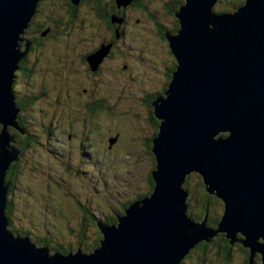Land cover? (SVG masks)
Segmentation results:
<instances>
[{
  "label": "water",
  "instance_id": "water-1",
  "mask_svg": "<svg viewBox=\"0 0 264 264\" xmlns=\"http://www.w3.org/2000/svg\"><path fill=\"white\" fill-rule=\"evenodd\" d=\"M134 1L115 3L125 8ZM218 1L183 0L174 14L177 32L165 33L176 66L151 105L159 122L151 141L152 192L129 203L115 224L96 223L97 249L63 255L7 230L2 177L18 152L8 150V127L23 135L12 84L23 56L18 43L39 0H0V264H182L187 252L218 234L230 246L247 248L252 260L260 255L264 264V0L214 13ZM121 22L111 17V23ZM107 52L87 60L94 68ZM191 173L200 175L207 196L222 203L214 229L205 227L206 214L200 224L185 217L188 192L182 186Z\"/></svg>",
  "mask_w": 264,
  "mask_h": 264
},
{
  "label": "rangeland",
  "instance_id": "rangeland-1",
  "mask_svg": "<svg viewBox=\"0 0 264 264\" xmlns=\"http://www.w3.org/2000/svg\"><path fill=\"white\" fill-rule=\"evenodd\" d=\"M233 1L235 0L230 2ZM144 2L146 3L144 9L130 8L127 12H124L126 25L124 28L123 49L117 56L118 59L115 57L112 61L104 63L102 67V75L99 77L106 78V82L99 88V93L102 94L104 88L108 87L106 95L108 109L105 113L97 115L98 118H93V120L87 119L83 124L79 120V126L73 127L74 132H72L69 126L75 118L60 119V112L65 109V112L70 113L71 116L74 113H77V115L80 112L82 113L85 106L81 103L82 100L76 99L77 102L74 103L66 99L54 100L49 103L47 101L42 102L40 105L44 107V112L49 111L58 115L54 120V129L50 131L51 134L57 135V143H54V141L49 143L39 141L37 145L35 144L36 148L35 145L34 147H30L28 144L24 146L25 142L23 141L21 146L17 143L19 140L24 139L25 135L27 136V130L19 128L23 131V135H21L12 127L8 128V134L14 139L12 143L10 142L13 145L9 148L13 152L18 151L15 159L25 165L21 168L23 172L16 179V183L14 182L11 185L7 201H12L15 212L25 211L26 213L23 214L22 219L12 215L10 217L11 226L17 231L31 229L35 235L30 234L24 236V238L29 239L37 245L36 247H48L50 253H53L52 248H56L54 243L58 240L62 249L67 243L69 245L75 241L77 228H74V226L80 220V206L86 207L90 216V213H93L97 223L100 221L101 224L106 225L107 220L118 215L120 205L132 203L146 197L149 193L147 176L152 169L155 170V162L148 141L156 133L155 127L148 120L149 113L153 110L150 96L156 95L155 100L158 96L163 95L161 92L166 84L165 78L167 79L165 74L170 73L172 66H176V61L166 46L167 42L159 38L162 34L159 35L158 33L160 29L158 25L164 24V14L170 13L171 6L165 5L166 0H144ZM229 4L228 1L220 0L212 11L214 13H234L237 9L232 11ZM116 10L121 9L116 8ZM76 16L78 17L72 19L71 24L66 26L67 23H62L57 30L55 35L63 38V43L60 39L56 42L58 49L48 46L43 49L40 55L36 54L40 52L38 49L35 54L30 55V58L24 59L26 65L35 70L39 76L42 75L41 72H48L46 73L48 77L42 76L40 78H45L52 83L60 78L57 77L59 74L57 69L59 68L61 77L66 81H61L57 85V89L68 90L71 93L75 89L74 86L77 87L76 89L80 87L77 84L78 80H80L79 84L84 80L85 83L91 85L93 77H89L87 73L84 76L83 70L78 71L75 69L71 71L70 69L74 64H78L79 60L70 55H68V60L71 68L65 71L63 67H60V62L65 61L64 58H60L64 54V52L62 53L64 42L69 41V36H72V38L83 37L85 40L93 38L91 41L93 44L96 36L102 34L97 30V23L89 15L86 6L81 8L80 14ZM137 20L139 22H136ZM30 21L31 19L29 23ZM65 26L69 28L68 31L65 30ZM170 28L168 27L166 30L169 31ZM57 53L61 54L58 56ZM47 59H50V61ZM142 59L146 61L141 62ZM124 65H127L128 69H125ZM76 71L82 72L83 76L77 75ZM109 77L110 81L108 80ZM73 79L76 84H73ZM65 82L66 87L64 86ZM53 84L56 85V83ZM57 94L58 92H56ZM38 107H34L30 115L35 117ZM31 108L32 106H29L27 110L23 109L20 120L28 122L27 126L32 130L33 124H30L31 117L28 116V111ZM95 111L92 108V112L95 113ZM34 121L37 122V120ZM38 121L41 122L39 118ZM56 123L59 125L58 128H56L58 126ZM48 124L49 120L43 116L42 125L47 126ZM1 130L2 125H0ZM34 131L38 130L35 128ZM87 132L92 137L90 138L91 142L88 146L80 148V143L84 138L82 133ZM117 133L119 134L118 139H116ZM100 135L104 137V140ZM109 139H116L114 143L117 142L118 149L108 151ZM101 140L103 143L100 142ZM46 146L48 147L46 148ZM55 147L62 148L63 152L71 149V152L69 151L70 154L68 155H61V153L58 155L54 152L52 156H55V158L57 156V159L50 160V158L52 159L50 151H55ZM34 151L37 152V157L33 154ZM80 157L81 161L78 164ZM92 164H94V170L90 169ZM81 165L87 167L80 169L79 172L78 169L83 167ZM90 170L93 171L94 177L98 179L97 181L89 174L82 175L84 172L89 173ZM182 187L185 192H188L185 197L186 200H184L186 218L192 223L200 224L199 222L203 219V206L206 205L209 206L207 209L209 208L213 218L219 219L222 214V203L213 196L210 197L211 199L209 198L210 201H205L200 191L202 185L199 174L191 173L188 175ZM60 209H63L64 213L61 214L57 211ZM66 216H69L71 221ZM211 220V217L208 216L205 227H213L214 229L216 227L211 225ZM69 221L71 232L66 229L65 225ZM115 223L116 221L111 224ZM45 228L51 231L58 228V232L62 230L61 233L54 232L56 235L53 236L59 237L56 240H53L51 235H46V238L54 241V243L48 242L50 245L46 246L36 241L37 236L40 237L46 231ZM7 230L10 232L9 226ZM92 230L94 232L98 231L97 227H92ZM90 232V230L86 231L88 241L92 239ZM96 238L94 237V239ZM237 238L243 239L244 237L238 235ZM216 239L215 236L207 242L209 254L205 255V259H201L204 258V255L201 253L202 246L199 243V246L196 245L194 249L187 252L182 259L183 261L181 260L182 264H247L248 259L252 261V264H261L260 255H256L252 260L249 250L245 248L247 256L245 254L243 258L237 247L233 246L234 248L229 251L225 244H218ZM201 243H205V241ZM239 245L243 247L241 244ZM71 248L74 249V245Z\"/></svg>",
  "mask_w": 264,
  "mask_h": 264
},
{
  "label": "flooded vegetation",
  "instance_id": "flooded-vegetation-1",
  "mask_svg": "<svg viewBox=\"0 0 264 264\" xmlns=\"http://www.w3.org/2000/svg\"><path fill=\"white\" fill-rule=\"evenodd\" d=\"M71 4H72L71 0H40L37 3L34 15L32 16L30 23L27 25V27L23 31L21 41L18 43L19 52L21 53L22 50H24L22 52L23 56L18 62V69L14 73L15 77H14V82L12 84L13 101L16 107L20 109V112L18 114V119L20 120V116L23 113L24 108H28L29 106H32V108L39 106L38 107L39 109L35 112V115H36L35 120H37V122H35L34 119H32L31 117L30 119L32 121H30V124L32 122L34 124L32 127L33 131L35 130V128L38 130V131H35V135L39 133L38 136L41 137L40 131L42 133V136L45 135L44 140L47 143H49L50 141L51 142L54 141V143H57V140H56L57 135L51 134L50 131L54 129L53 127L54 120L56 116L58 117V115H55V113L52 114L49 111L44 112V107L40 105L42 104V102L47 101L49 103L54 100L66 99V100H71V102L74 103V102H77L76 99L82 100L81 103L85 104V106L83 107L82 113L80 112L78 115L77 113H74L71 116L70 113L67 114V112H65V109L60 112V116H59L60 119L63 118L64 120H68L67 118L69 119L75 118L74 121H72L69 126V129L72 132H74L73 127L79 126V120L83 124L85 120L87 119L93 120V118H98L97 115H101L102 113H105L106 109H108L107 97H106L107 92H108V87L104 88V91L102 94L99 93V88L102 85H104V83L106 82L105 78L102 79L101 77H99L102 75V67L104 63L112 61L115 57L118 59L117 56L119 55L120 51L123 49L124 28L126 25V17H125L124 12H127L128 9L130 8L131 9L132 8L140 9V7H142L143 9L145 8L142 6V0H135V2L132 3L129 7L121 9V10H116L113 0H81L77 5L72 6ZM167 4L171 6L172 11H170L169 14L168 13L164 14V20H163L164 25H158L160 27V29L158 30L159 35L162 34V31H164L165 33L169 32L170 34H175L178 30V22L174 14L177 11V9L180 7V5H182V3H180L177 0H166L165 5ZM84 6H86V8L88 9V13L93 18V21L97 23V30L99 31V33H102V34L96 36V40L93 44L91 42L93 38H91V40H89V38L85 40V38L83 37L72 38V36H69V41L64 42V48H62V51L64 50L65 53H67V55H70L71 57H75L76 59H78L79 65L74 64V66L71 68L68 57L66 56L63 57V55H61L60 58L62 59L64 58L65 61L63 63L60 62L61 64L60 67H63L65 71H67L68 68H71L70 69L71 71H74L75 69H77L78 71L83 70L84 76L87 73L89 77H93V80L91 83L92 86L88 83H85L84 80L79 84L80 80H78L77 84L80 87L76 89L77 87L74 86L75 89L74 91L72 90L73 92L71 93V91H68V90L64 91L63 89H59V90L57 89V85H59L61 81H66L65 79L61 77L59 68L57 69V73H59L57 77H60V78H57V80L53 81V83H56V85H54L49 80H48L49 82H47V85H46L47 80L46 79L43 80L44 78L41 79L40 77H38L39 76L38 73L35 70L31 69L29 66H27L26 63L24 62V59L27 57L30 58V55L32 53L35 54L38 49L43 50V49H46V47L48 46L49 47L53 46L55 47V49H58L56 42L58 39H60V41L62 42L63 38L60 36H56L55 34L57 30L59 29L60 25L62 23H67L66 26L71 24L72 19L74 20L78 17L76 15L80 14L81 8H83ZM111 16H114L116 20H119L121 18L122 22L120 24L111 23L110 21ZM136 22H139V21L137 20ZM66 26L64 28L66 31H68L69 28H66ZM168 27H171L169 31L166 30ZM159 38L167 42L166 39L163 38L162 36H160ZM46 43H48V45H46ZM83 45H86V46L83 47ZM166 46L169 49L168 43H166ZM84 48H87V49H84ZM103 48H108V52L106 55H104L101 62L96 67L93 68L88 62L87 58L95 54L99 50H102ZM36 54L40 55L41 52L36 53ZM57 54L59 56L61 53H57ZM47 60L50 61V59H47ZM145 61H146L145 59L141 60V62H145ZM44 66H47V65H44ZM124 66H125L124 67L125 69H128L127 65H124ZM174 68L175 66L171 67L170 73H168L169 75L165 74L167 76V79L165 78L166 84L164 85V88L162 89V92H161L162 94H164L166 90L167 84L170 81L171 74L174 71ZM20 72H23V74H21ZM46 73L48 72H41L42 76L48 77V74ZM75 73L79 76L80 75L83 76L82 72L76 71ZM74 83L76 84V81L73 79V84ZM64 86L66 87V82ZM56 92H58L57 95H56ZM155 97L156 95L150 96V99L152 100V102ZM92 108L96 110L95 113L92 112ZM43 116L49 120V124L47 126L42 125ZM149 116H151L150 113H149ZM38 118L41 120V122L38 121ZM24 122L28 124V122L26 121ZM56 124L58 125V123ZM58 127L59 125L56 128ZM29 134H31V132L27 134V137L26 135L24 136L26 140L28 142L32 140L35 141L36 136L31 139L29 138ZM82 134L84 135V138L80 143L81 145L80 148H84V146L86 145L88 146L91 142L90 138H92L91 135L88 134V132L82 133ZM100 137H102V139L104 140V137L102 135H100ZM118 138H119V134L117 133L116 139ZM116 139H113V143ZM94 142L96 141L94 140ZM100 142L103 143L102 140ZM100 142H97V143H100ZM17 143H19V146H21L22 141H18ZM116 145H117V142H115L113 145L112 143L111 144L109 143L108 151H113V149H118L117 147L118 145L117 146ZM47 147L48 146H46V148ZM63 151L64 150H62V148L55 147V151H50V156L52 157V159L50 158V160L57 159V156L56 158L55 156H52L54 155V152L57 153L58 155H60V153L61 155L63 154L68 155L70 154L71 149L66 150L67 152H63ZM33 154H35L36 157L38 156L36 151H34ZM80 159L81 157L78 159V164H80V161H81ZM33 160H34V157H33ZM17 162H20V161H17ZM81 166L83 167H80L78 169L79 171L80 169L87 167L86 165H81ZM92 170H90L89 173L84 172L82 175L89 174L90 176L95 178ZM95 180L97 181L98 179L95 178ZM122 205H125V204L123 203ZM122 205H120L119 207H121ZM25 213H26L25 211L24 212L21 211L19 213L15 212L13 209L12 201L11 200L7 201L6 214L9 219L12 215H15L16 218H22L23 214ZM85 216L90 217L89 212L87 210H86ZM112 218L115 220L116 216L115 218L114 217ZM90 222L91 223L86 221V219L84 218H80L79 220L80 226H82V224L84 225L93 224L91 219H90ZM96 222H94V224H96ZM44 233L45 232H43L42 234ZM32 234L35 235L34 233ZM76 237L77 236L75 235V240H76ZM216 238H217L216 242L218 244L220 245L225 244L224 242H221L219 237H216ZM39 242H41L42 244H45V246L48 245V241L44 239L39 240ZM78 246L80 245H74V249L71 248L68 251L65 250L66 254L75 252L76 249H79ZM235 247L238 248L239 252L242 255L243 253L244 255L245 253H247L246 249L241 247L239 244H236ZM61 249L62 248H57L56 250L59 252Z\"/></svg>",
  "mask_w": 264,
  "mask_h": 264
},
{
  "label": "trees",
  "instance_id": "trees-1",
  "mask_svg": "<svg viewBox=\"0 0 264 264\" xmlns=\"http://www.w3.org/2000/svg\"><path fill=\"white\" fill-rule=\"evenodd\" d=\"M114 1V5H115V7L117 8V6H116V3H115V0H113ZM177 1H179L180 3H182L183 4V0H177ZM135 2V1H134ZM230 4V6H231V10L232 11H235L238 7H240L243 3H244V0H235V1H233V2H230V1H228ZM72 3V2H71ZM145 2H144V0H142V6L143 7H146L145 6ZM72 6H73V4H71ZM130 6V5H129ZM129 6H127V7H129ZM127 7H125V8H127ZM117 9H124L123 7H120V8H117ZM140 9L142 10L143 8L142 7H140ZM178 10V9H177ZM170 11H172V9L170 10ZM162 14H164V13H162ZM169 14V13H168ZM175 16V15H174ZM112 17V16H111ZM110 21H111V19H110ZM162 25H164V24H162ZM162 37L163 38H165V32L164 31H162ZM166 39V38H165ZM62 43H63V41H62ZM84 46H86V45H83V47ZM170 50V49H169ZM43 50H40V52H42ZM62 52H64V54H62L63 55V57H68L69 58V56L67 55V53H65V51L63 50ZM175 69V68H174ZM21 74H23V72H20ZM42 76V75H41ZM41 76H38V77H41ZM46 77V76H45ZM106 79V78H105ZM43 80H45V78L43 79ZM108 80L110 81V77L108 78ZM43 82V81H42ZM41 82V83H42ZM47 82H49V81H46V85H47ZM40 83V82H39ZM166 89H167V87H166ZM152 107V106H151ZM28 108H24V110H27ZM33 109L34 108H31L30 109V111H28V116L30 115V113H32V111H33ZM22 113V112H21ZM150 114H151V116H149V118H148V120H149V122H150V124H152L154 127H155V129H156V133H155V135L157 134V130H158V126H159V122L154 118V116H153V110L150 112ZM30 117H32V119H36L34 116H32V115H30ZM25 120H22V127L23 128H26V130H27V132L28 133H30L31 132V134H29V138H33V137H35L36 136V140L35 141H25V138L24 139H22V140H19V141H23V142H25V144H24V146H27V144L30 146V147H34V145L36 144L37 145V142H39V141H44L45 142V140H44V136H42V134H41V137L40 136H38V134H36L35 135V131H32L31 129H29L28 128V126H27V124L24 122ZM30 121H32V120H30ZM31 124H33V122L31 123ZM34 125V124H33ZM33 132V133H32ZM154 135V136H155ZM27 137V136H26ZM152 139L151 140H149L148 141V143H149V148H151L152 149ZM16 145V144H15ZM36 145H35V148H36ZM29 147V148H30ZM155 162V161H154ZM23 167H25V165L24 164H21L20 162H16V161H12V164L10 165V167L8 168V170H7V173L5 174L6 175V177H5V184H7L8 185V188H9V186H10V188H9V192L11 191V185L12 184H14V182L16 183V179H18V177L22 174V169L21 168H23ZM152 171H153V169H152ZM80 172V171H79ZM151 173V172H150ZM147 182H148V185H149V194L152 192V190H153V181H152V178H151V175L150 174H148V176H147ZM201 185H202V187L200 188V191L202 192V197H204L205 198V201L206 202H208V201H210V196H207V195H205V192H204V190H203V184H202V180H201ZM61 191V190H60ZM210 198V199H209ZM129 204L128 203H125V205H122L121 207H119L120 209H119V213H122V212H124V210L126 209V207L128 206ZM83 206V205H82ZM82 206H80L81 207V215H80V218H84V219H86V221H88L89 223H91L90 222V219L92 220V223L93 224H85V225H82V226H80V224H79V222H78V224H76V226H74V228H77V231H76V233H75V235L77 236L76 237V240L73 242V243H70L69 245H68V243H67V245L65 246V247H63V249L64 248H66L65 250H69V249H71V246H73V245H80V246H78L79 247V249L82 251V252H84V253H89V252H92L93 250H95V249H97L98 247H99V244H100V241H101V234H100V231L98 232V231H93L92 230V227L93 228H95V227H97L96 226V224H94V222H96V219H95V216L93 215V213H90L91 214V216L90 217H88V216H85V214H86V207H82ZM207 207H209V206H206V205H204L203 206V214H202V217L206 214L207 216H210L211 217V219L214 221L215 219L213 218V216H212V214L210 213V211H209V208L207 209ZM54 211H55V207H54ZM57 211H59V212H61V214L62 213H64V211H63V209H60V210H57ZM21 214V213H20ZM60 217H61V215H60ZM59 217V218H60ZM66 218L68 219V220H70L71 221V218L69 219V216H66ZM20 219H22V218H20ZM211 220V225H214V227L216 226L215 224L218 222V220H217V222H213ZM70 221H69V223L67 224V222H66V229H68V231L69 232H71L72 230L70 229ZM210 221V220H209ZM100 222V221H99ZM112 222H114V219L112 218V219H109V220H107L106 221V223L107 224H111ZM72 225H73V223H72ZM82 227H84V228H82ZM9 228H10V232H11V234L12 235H19L20 237H23V236H29L30 234H32L33 232L31 231V229H25V230H22V231H20V230H15V229H13L12 228V226H11V223H10V220H9ZM45 230H46V228H45ZM61 230V229H60ZM88 230H90L91 232H90V234H91V237H92V239H89V241L87 240V233H86V231H88ZM55 232H58V228H55V230L54 231H51V230H49V229H47L46 231H45V233L44 234H41L40 235V237L39 236H37V239H36V241L37 242H39V240H42V239H44V240H46V241H48L49 243H51V242H53L54 243V241L53 240H56V239H59V237H55V236H53V235H56L55 233L53 234V233ZM62 232V230L61 231H59L58 233H61ZM51 235L52 236V241H50L48 238H46V235ZM60 237H61V235H60ZM94 237H97L96 239H94ZM216 237H219L220 238V240H221V242H224L225 243V245L227 246V250H231V249H233L234 247L233 246H235L236 244H234V245H232V246H230L229 244H228V240H226L225 239V237H224V235L223 234H221V235H218V236H216ZM48 239V240H47ZM59 241V240H58ZM55 242L54 244L56 245L55 247V249L54 248H52L53 250L52 251H54L55 250V252H58L56 249L57 248H61V246L59 245L60 244V242ZM49 243H48V245H49ZM200 246H202V249H201V253L204 255V258H201V259H205L206 258V256L209 254V248H208V243H200L199 244ZM199 245H197V246H199ZM58 246H60V247H58ZM77 247V246H76ZM75 247V248H76ZM63 249H61L59 252L60 253H62L63 255H65L66 254V252H65V250H63ZM77 250V249H76ZM76 250H75V252H76ZM247 251V250H246ZM245 251V252H246ZM58 252V253H59ZM72 253H74V252H72ZM246 254V256H247V253H245ZM206 255V256H205ZM243 256H245L244 255V253H243Z\"/></svg>",
  "mask_w": 264,
  "mask_h": 264
},
{
  "label": "clouds",
  "instance_id": "clouds-1",
  "mask_svg": "<svg viewBox=\"0 0 264 264\" xmlns=\"http://www.w3.org/2000/svg\"><path fill=\"white\" fill-rule=\"evenodd\" d=\"M17 122V125H18V128H20V129H23V127H22V121H20L19 119L16 121ZM27 124V123H26ZM25 130H26V128H24ZM13 130H14V128H13ZM10 145H13V144H10ZM15 145V144H14ZM17 162V161H16ZM91 168L90 169H93L94 170V167H93V165H91L90 166ZM7 173V172H6ZM150 194L148 193V195L147 196H149ZM129 204V203H128ZM118 209H119V207H118ZM5 211H6V209H5ZM122 213H118V215H121ZM7 218H8V216H7ZM114 218H115V216H114ZM10 219L8 218V221H9ZM115 221V220H114ZM217 221V219H215L214 220V223ZM10 223H11V221H10ZM97 223V222H96ZM217 224V223H216ZM215 224V225H216ZM13 236H15V235H13ZM16 236H19V235H16ZM20 237V236H19ZM21 238H24V236L23 237H21ZM31 242V241H30ZM32 243V242H31ZM34 244V243H33ZM35 245V244H34ZM35 246H37V245H35ZM49 250V249H48ZM53 253H55V250L53 251ZM58 253V252H57ZM60 253V252H59ZM84 253V252H83ZM60 254H62V253H60ZM86 254V253H85ZM66 255V254H65Z\"/></svg>",
  "mask_w": 264,
  "mask_h": 264
},
{
  "label": "bare ground",
  "instance_id": "bare-ground-1",
  "mask_svg": "<svg viewBox=\"0 0 264 264\" xmlns=\"http://www.w3.org/2000/svg\"><path fill=\"white\" fill-rule=\"evenodd\" d=\"M175 60V59H174ZM152 108H153V106H152ZM10 127V126H9ZM8 127V128H9ZM20 130V129H19ZM22 133H23V131L22 130H20ZM158 131V130H157ZM158 133V132H157ZM157 135V134H156ZM155 135V136H156ZM14 141V139H13V137H12V142ZM11 142V143H12ZM9 146H11V145H9ZM87 148V147H86ZM8 150H10V151H13V150H11L10 148H8ZM5 177H6V175H4V177H2V181H3V186L5 187V199H6V201H7V196H8V193H9V188H8V185L7 184H5ZM77 250H80V249H77ZM81 251V250H80ZM82 252V251H81Z\"/></svg>",
  "mask_w": 264,
  "mask_h": 264
}]
</instances>
